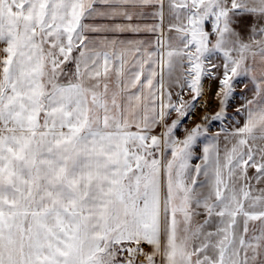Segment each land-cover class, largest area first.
Instances as JSON below:
<instances>
[{
  "label": "snow or ice",
  "instance_id": "snow-or-ice-1",
  "mask_svg": "<svg viewBox=\"0 0 264 264\" xmlns=\"http://www.w3.org/2000/svg\"><path fill=\"white\" fill-rule=\"evenodd\" d=\"M165 8L175 43L116 36ZM241 76L257 99L193 167L202 80L222 121ZM0 264H264V0H0Z\"/></svg>",
  "mask_w": 264,
  "mask_h": 264
},
{
  "label": "rangeland",
  "instance_id": "rangeland-1",
  "mask_svg": "<svg viewBox=\"0 0 264 264\" xmlns=\"http://www.w3.org/2000/svg\"><path fill=\"white\" fill-rule=\"evenodd\" d=\"M169 20L170 17H168V23ZM251 23V19H248L246 21V26ZM207 30L211 31L210 25L208 26ZM168 33V36L172 37L173 43H175V33H170L169 31ZM211 59L217 65H222L223 63L222 56L214 55ZM180 71L181 70L178 69L175 73H173L171 80L169 79L167 72L165 71L164 88L173 92V100H176L177 97L175 93L179 91V89L175 86V80L179 77ZM217 75L219 76L220 74L217 73ZM202 84V95L198 98L195 108L190 112L189 116L185 118L182 129L177 132V136L179 138H183L185 130H191L197 124H202L205 128L209 129V131L206 133V138L204 136L201 137L202 142L197 145L196 150L193 153L194 159L191 162L193 167L201 162L198 158L203 155L202 149L205 144H207L208 141L213 137L218 138L219 147L221 151H223L225 147V133L231 132L234 128L243 125V112L238 113L237 108L243 109L246 98L248 96L250 97L254 92V83L252 82L250 77L241 76L239 78H236L234 81L233 96L228 101V107L225 111V116L227 117V119L222 121H213L211 118L216 116V114L220 111V97L217 95V90L219 88V79L213 80L205 78L202 80ZM182 95L184 97V100L188 103H191V101L193 100V94L190 91H184ZM205 116L209 117L207 121L204 120ZM176 119L177 115L173 113L171 117H169V123ZM160 131L161 129H159V132ZM251 174L252 173L250 172L249 175ZM201 179H203V177H201Z\"/></svg>",
  "mask_w": 264,
  "mask_h": 264
},
{
  "label": "crops",
  "instance_id": "crops-1",
  "mask_svg": "<svg viewBox=\"0 0 264 264\" xmlns=\"http://www.w3.org/2000/svg\"><path fill=\"white\" fill-rule=\"evenodd\" d=\"M165 3H167V0H165ZM168 11L167 8H165L164 11V20H163V34L160 33V31L158 30L155 33L152 32H140V33H131V32H127V33H118L116 34L117 37L121 38V39H137V40H141L144 41L148 44H150V48L151 49H155L157 51L160 50V46L157 44V40H161L163 42V46L166 48L167 43H168ZM91 22H98V21H89ZM135 23H140V24H148V25H154V24H158L160 23L159 19H153L151 16L142 18V19H138L134 21ZM90 36L93 37H98L99 34H89ZM253 99H257L255 92L252 93V95L246 98L244 105L246 103V101L248 100H253ZM245 117H244V113H243V120L242 123H244ZM157 133H159V128L157 129ZM149 249L147 247H145V251H148Z\"/></svg>",
  "mask_w": 264,
  "mask_h": 264
}]
</instances>
